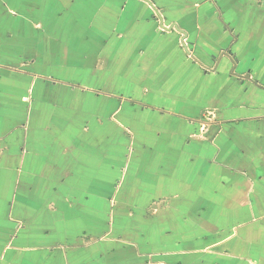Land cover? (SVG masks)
<instances>
[{"label": "crops", "instance_id": "crops-1", "mask_svg": "<svg viewBox=\"0 0 264 264\" xmlns=\"http://www.w3.org/2000/svg\"><path fill=\"white\" fill-rule=\"evenodd\" d=\"M52 1L60 6L61 0ZM149 1L165 28L185 32L188 53L182 34L162 30L143 0H69L56 11V24L62 25V12L73 14L78 54L72 72L65 74V66L56 78L43 69L46 60L64 66L58 57L30 61L33 70L19 76L0 62V264H264V0ZM68 45L58 42L56 49ZM54 83L58 91L50 90ZM81 95L100 107L96 122L134 111L156 131L154 153L134 135L110 136V145L126 152L127 167H144L157 156L172 171L163 189L127 192L144 195V202L121 204L126 231L120 238L111 235L110 223L106 236L83 243L72 239L76 233L48 226L49 209L69 212L68 221L75 215L65 196L50 202L47 186L53 178V192L70 194L66 180L81 176L64 149L82 145L60 139L68 126L51 124L70 123L64 115L80 113ZM48 133L58 153L50 162L51 142L43 141ZM136 146L147 154L132 161ZM165 147L178 150L167 154ZM59 163L68 166L61 170ZM86 204L91 207L90 200ZM150 206L154 217L139 218L143 232L129 236L130 212L146 213ZM41 211L46 222L38 218Z\"/></svg>", "mask_w": 264, "mask_h": 264}, {"label": "rangeland", "instance_id": "rangeland-1", "mask_svg": "<svg viewBox=\"0 0 264 264\" xmlns=\"http://www.w3.org/2000/svg\"><path fill=\"white\" fill-rule=\"evenodd\" d=\"M67 1L69 0H61L59 5L66 9L69 7ZM57 5L58 4L52 0H0V62L5 64L4 66L10 70L11 73H16L18 76L19 74H28L33 69L26 65H30L32 62L41 64L40 62L42 59L46 60V58L51 59L57 57L59 60H62L64 66L54 68L52 65H56V63L51 60H46V65L43 69L48 72L50 70L51 73H54L56 78L64 73L68 74L69 71H71L74 57L78 54L72 49V43H74L75 37L69 22L72 21L73 14L69 15L63 13L61 10L60 12L63 13H61L60 16L62 25H57L56 11L58 8L62 9ZM77 14L80 15L79 13ZM85 15L86 14L83 16ZM63 28L64 35L58 36L59 30ZM58 42L65 43L66 46L68 44L71 46L68 45L69 47L65 48L64 51H58L56 49ZM64 67V73L59 72ZM57 68H60V70L55 71ZM84 70L85 68L81 69V74L84 73ZM19 84L22 83L19 82ZM56 85L58 84H51L50 90L58 91L60 87L57 88L55 87ZM84 85L88 86V84ZM120 85L121 83H114L116 89H118ZM18 89H20V86H18ZM80 103L81 111L78 115L67 113L64 115L65 119H68L70 123L58 125H56V121H54L55 123H51L55 127L68 126V129L62 131L65 133L64 139L60 138L54 128H51V130L54 131L56 136H59L61 140H67L68 137H71L82 145L81 147L75 146L73 147L74 149H69L70 147L65 146L64 149V151H66V156L73 155L74 159L72 161L80 165L79 174L81 176L80 178L66 180L69 187L72 189L70 194L67 192L62 194L53 192L56 183V180L53 178H49L47 186L50 193V202L55 203V201L64 200L61 195L65 196L66 200L64 201H67L66 206L70 208L73 207L75 215L73 217L71 216L70 221H68L69 212L50 211L49 209L48 226H55L62 232L70 233L71 237L76 233L77 237L75 235L72 239L82 241V243L87 239L103 238L106 236V229L110 231V228H108L109 225L113 227L111 235L120 238L122 232L126 231V227H121V220H123L125 216V212H123L120 207L121 204L123 202L125 204L127 202H144V195H127V192L145 191L154 187H156V189H163L162 184L166 182L165 179L171 178L172 171L169 168H165V164L159 161L156 154H154L156 159H151L144 164V167L142 164H135L127 167L126 152L124 149L120 147L119 144L114 143L110 145L109 141L111 135L114 140L119 138L126 139V137L133 138L134 135L136 140L142 141V143L147 142L148 146L151 147L149 148L147 145L146 147L144 146L143 149L145 151H147V149L152 151L151 153L156 151L153 143V137L156 135V131L153 129H146V127H144V122L138 118L136 112H124L119 116L116 114L113 116L112 120L101 118L102 122L100 123L96 122L99 117L97 114L95 115V113L99 112L100 107L97 106L98 104L86 95H81ZM92 112L94 114H91ZM120 119L123 120L125 125L123 127L125 129H121L119 123H116ZM148 122L154 123L152 121ZM54 139L55 137L53 135L49 136V133L43 138L46 144L51 142L47 144L50 147L45 155V158L48 160L47 162H50L51 158L58 157L56 146L52 143ZM140 150L144 151L141 147L136 146L135 153L130 157L132 161L140 159L142 154H147ZM177 150L178 147L163 148V152L167 154H174ZM92 151L95 152L96 157L92 155ZM97 156H103V158H98ZM67 159L68 157L65 158V160ZM108 160L113 162L114 168L112 170H108L110 165ZM65 164H67V162ZM46 166L44 171L49 174V176H52L54 169L50 164H46ZM67 166L68 165L62 166L61 163H59L58 168L62 170ZM76 167L77 166L73 168L74 170H71L75 172ZM70 168H72L71 165H69L68 169ZM85 170H91L93 174H91L90 171L87 176L83 174ZM181 176H183V174H181ZM26 181L32 182L30 179H26ZM38 182H42V180H36L37 185H39ZM121 189H123V191H121ZM68 196L70 197L68 198ZM148 196L149 195H147V197ZM89 200L91 201V207L86 206L88 205L86 202ZM110 203H112V206L106 208V204L110 205ZM155 203H159V201H155ZM69 204H71V206H69ZM97 206L102 209H98ZM60 209H64V207ZM130 213H132L133 216L129 217L130 223L127 224H131L132 222L134 224L127 227L129 236L136 235V232H143V226L140 227L137 225L141 223L139 218L146 221V219L150 220L154 217L152 206L146 210V213L142 211L139 213L132 211ZM21 216L30 219L29 212H25L24 210ZM41 216H43L44 222H46L44 211L38 212V218H41ZM33 219L34 217L31 220ZM123 222H125V218ZM106 224H109L107 228L105 226ZM101 228L102 230H100ZM152 228L151 226V229ZM82 231L85 232V236H81L80 238L79 234ZM166 231L168 230L166 229ZM67 246L76 245L72 243L67 244ZM129 259L130 262H133L131 257H129Z\"/></svg>", "mask_w": 264, "mask_h": 264}, {"label": "water", "instance_id": "water-1", "mask_svg": "<svg viewBox=\"0 0 264 264\" xmlns=\"http://www.w3.org/2000/svg\"><path fill=\"white\" fill-rule=\"evenodd\" d=\"M143 1L146 2V3L152 8V10L154 11L156 17H157L158 20H159L160 28H161L162 30H164V31H170L172 28H174L176 31H178L180 34H182L181 45H182L184 51H185L186 53H188V49H187V47H186V45H185V43H184V40H185V38H186V34H185V32L179 30L177 26H171L169 30H168L167 28H165V27L163 26V19H162L160 13L158 12V10L154 8L153 4H152L149 0H143Z\"/></svg>", "mask_w": 264, "mask_h": 264}]
</instances>
